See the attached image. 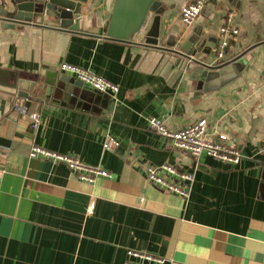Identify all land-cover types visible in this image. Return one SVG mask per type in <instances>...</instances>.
Listing matches in <instances>:
<instances>
[{
  "label": "crops",
  "instance_id": "0c3cea01",
  "mask_svg": "<svg viewBox=\"0 0 264 264\" xmlns=\"http://www.w3.org/2000/svg\"><path fill=\"white\" fill-rule=\"evenodd\" d=\"M114 2L88 0L82 33L50 18L0 21V68L33 83L0 85V264H124L130 249L164 259L152 264H264V0H208L190 26L180 10L194 0H161L159 47L168 50L194 31L225 39L233 15L227 47L242 57L211 72L144 46L152 14L131 43L106 39ZM216 61L212 51L208 64ZM61 63L118 85L116 100L77 88ZM151 117L170 131L204 118L208 137L225 133L240 160L193 157L149 128ZM107 137L118 148L103 150ZM34 144L108 175L81 181L64 163L30 158ZM161 164L193 175L188 197L148 181L147 168Z\"/></svg>",
  "mask_w": 264,
  "mask_h": 264
},
{
  "label": "built area",
  "instance_id": "2783aa9c",
  "mask_svg": "<svg viewBox=\"0 0 264 264\" xmlns=\"http://www.w3.org/2000/svg\"><path fill=\"white\" fill-rule=\"evenodd\" d=\"M208 0H194V2L183 6L180 10L181 21L183 24L190 26L197 16L200 14L203 5ZM3 0H0L2 5ZM233 15L228 14L223 25L220 28V34L225 37L218 41V45L214 51L216 60L221 59L224 55V50L227 47L226 36L236 35L238 29L232 26ZM1 32V26H0ZM60 71L72 75L76 80L82 82L95 92L100 94H108L114 100L119 92L118 85L107 81L88 69L61 63ZM33 127L38 125V115L33 113L30 115ZM149 128L159 134L161 137L168 139L172 145L180 150L190 153L193 157H198L205 154L211 158L222 162L237 164L240 160L239 152L230 148L227 142L225 133H217L215 139L208 137L207 121L204 118L197 120L195 123L187 125L178 131L168 130L163 122L155 117L147 120ZM119 143L112 137H107L102 145L103 150H113L118 148ZM264 150V139L261 144V151ZM28 156L32 159H44L56 163H64L76 175V177L84 182L92 183L97 176H107L108 173L98 166H89L81 162L74 156L59 154L49 151L39 145L34 144ZM147 179L150 183L161 188L171 191L186 198L189 195V187L193 180V175L177 169L169 164H161L150 166L146 171ZM127 258L124 264H152L163 263L164 259L151 253L138 250H127Z\"/></svg>",
  "mask_w": 264,
  "mask_h": 264
},
{
  "label": "water",
  "instance_id": "95a60500",
  "mask_svg": "<svg viewBox=\"0 0 264 264\" xmlns=\"http://www.w3.org/2000/svg\"><path fill=\"white\" fill-rule=\"evenodd\" d=\"M87 2L88 0H11V3L0 11V21L6 26L2 25V28H9V26L36 24L37 18H50L60 30L82 33L79 26L80 9ZM163 13L164 8L161 6V0H115L105 38L131 43L133 36L143 33L145 22L152 14L150 25L143 33V45L168 50L159 47ZM217 45L218 39L209 38L202 35L201 32L194 31L193 35L189 36L185 43L179 47V50L170 49L168 51L182 55L196 63L199 66V72L231 68L241 59L242 54L233 57L226 47L223 57L216 61V65L208 64L211 53L215 51ZM196 54H201L204 58L194 59ZM11 76V71L0 68V85L25 89V86L33 84L18 80L15 73L12 79ZM11 80L12 83H10ZM73 84L77 88L93 91L78 80ZM20 95L27 97L25 92H21Z\"/></svg>",
  "mask_w": 264,
  "mask_h": 264
}]
</instances>
